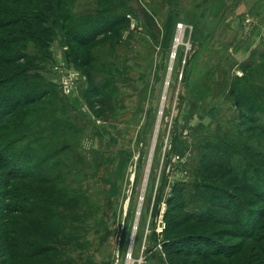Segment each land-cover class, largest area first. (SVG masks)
Masks as SVG:
<instances>
[{"label": "rangeland", "instance_id": "1", "mask_svg": "<svg viewBox=\"0 0 264 264\" xmlns=\"http://www.w3.org/2000/svg\"><path fill=\"white\" fill-rule=\"evenodd\" d=\"M114 12L102 16L124 22L94 39L99 19L84 20L87 44L51 20L47 44L27 41V99L0 130L37 153L0 188V229L21 200L10 221L22 264H197L193 246L168 245L230 251L235 221L264 210V0H123Z\"/></svg>", "mask_w": 264, "mask_h": 264}, {"label": "trees", "instance_id": "2", "mask_svg": "<svg viewBox=\"0 0 264 264\" xmlns=\"http://www.w3.org/2000/svg\"><path fill=\"white\" fill-rule=\"evenodd\" d=\"M63 2L65 1L0 0V14L3 15V18L0 19V31L5 29V34L0 35V52L11 51L13 53L16 51L13 55L0 58V88L6 87L0 93V130L4 128L5 118L12 116L16 110L22 107L21 103L27 99L26 93L19 94L22 88L19 87V80L16 81V78L25 70L22 69L24 63L21 60H27L26 58L29 57L24 54L28 46L27 41H35L38 45L47 44L46 37L51 36L53 27L44 28L45 23L51 20L53 25L59 24L62 29L68 28V37L84 45L91 40L89 36L79 33V26L83 24L84 20L99 19L96 25L97 31L93 34L92 39L111 32L117 25L124 22V17L121 15H116L113 19H106L102 16L116 13L114 11L122 7L123 0H97L96 5L99 8L87 15L68 12L66 9L68 6ZM68 22L69 25L66 27ZM17 44L21 45V49L14 48ZM11 66L13 69L9 68ZM36 157V151L29 145L21 144L14 149V144L12 146V144L0 142V188H10L12 181H23L27 174L30 175L32 169L36 167ZM3 172L8 179L1 177ZM31 181L38 183L39 179ZM261 201L264 203V198ZM20 202L21 200L18 203L13 202L15 208L9 207L8 212H4L3 220L7 224L0 229V250H3L2 258H5L7 264H22V259L30 258V256L22 254L21 243H14L13 236H16V231L11 230V227H16L17 224L10 221V215L23 212L19 207ZM4 203L6 201L1 204ZM37 205L39 207V203ZM38 207H33L27 212L34 213ZM233 213L236 214V212ZM263 218L264 210H261L260 216L247 217L242 221L238 218L235 221L238 229L229 231V236H233L239 242L231 248L229 247L230 251H227L228 248L225 249V245L210 238L199 241L206 246L205 251L201 250L200 243H192L194 241L179 244L172 242L168 245V250L177 256L188 255L191 253L182 249L193 246L195 252L192 254L199 259L197 264H264V232H262L264 223L261 221ZM167 230L168 228L165 229V232ZM82 243L80 244L82 245ZM82 259H86V261H82V264H95L88 257L82 256Z\"/></svg>", "mask_w": 264, "mask_h": 264}, {"label": "bare ground", "instance_id": "3", "mask_svg": "<svg viewBox=\"0 0 264 264\" xmlns=\"http://www.w3.org/2000/svg\"><path fill=\"white\" fill-rule=\"evenodd\" d=\"M179 42H180V34H179V37H177L176 45L179 44Z\"/></svg>", "mask_w": 264, "mask_h": 264}, {"label": "built area", "instance_id": "4", "mask_svg": "<svg viewBox=\"0 0 264 264\" xmlns=\"http://www.w3.org/2000/svg\"><path fill=\"white\" fill-rule=\"evenodd\" d=\"M69 88V84H67V89ZM70 90V89H69Z\"/></svg>", "mask_w": 264, "mask_h": 264}]
</instances>
